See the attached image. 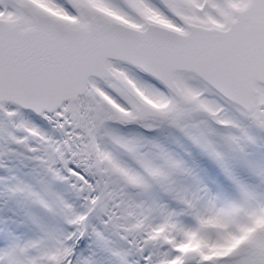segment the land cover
Returning <instances> with one entry per match:
<instances>
[{"label": "snow or ice", "instance_id": "1", "mask_svg": "<svg viewBox=\"0 0 264 264\" xmlns=\"http://www.w3.org/2000/svg\"><path fill=\"white\" fill-rule=\"evenodd\" d=\"M0 264H264V0H0Z\"/></svg>", "mask_w": 264, "mask_h": 264}]
</instances>
